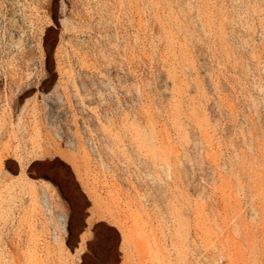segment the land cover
Returning <instances> with one entry per match:
<instances>
[{"label":"rangeland","instance_id":"374dc122","mask_svg":"<svg viewBox=\"0 0 264 264\" xmlns=\"http://www.w3.org/2000/svg\"><path fill=\"white\" fill-rule=\"evenodd\" d=\"M0 264H264V0H0Z\"/></svg>","mask_w":264,"mask_h":264}]
</instances>
